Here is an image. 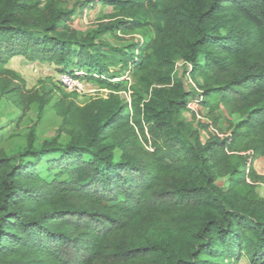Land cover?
<instances>
[{"label": "trees", "instance_id": "1", "mask_svg": "<svg viewBox=\"0 0 264 264\" xmlns=\"http://www.w3.org/2000/svg\"><path fill=\"white\" fill-rule=\"evenodd\" d=\"M95 5L108 22L73 28ZM17 57L107 94L53 104L6 68ZM0 94L61 118L53 138L0 148V264H264V0H0ZM191 102L213 125H188ZM222 109L238 119L226 137Z\"/></svg>", "mask_w": 264, "mask_h": 264}, {"label": "rangeland", "instance_id": "2", "mask_svg": "<svg viewBox=\"0 0 264 264\" xmlns=\"http://www.w3.org/2000/svg\"><path fill=\"white\" fill-rule=\"evenodd\" d=\"M87 2L88 0H67L69 7H72L77 2ZM78 7V15L72 22V27L82 32L96 30L100 24L108 22L107 15L111 13V8L102 6ZM77 11V12H78ZM112 46L127 45L130 42L140 41V36L119 35V39L112 35H105L101 38ZM6 68L15 71L26 81V90H42L47 88L52 90L54 94L53 104L63 95L71 96L79 104L83 105L91 100L106 95V91L86 80L77 81V85L69 87L62 83V75L58 73L57 68L52 64H43L39 62H29L22 57L14 58ZM186 69L190 70L182 62L177 64V74L184 75ZM128 76V75H126ZM185 86L188 90H193L197 84L188 76L185 78ZM127 99V95L123 94ZM194 111L185 112L182 116L188 122V125L199 127V122L202 124H212V120L207 116V112L201 106H192ZM218 117V127H215L222 137L229 135L231 131V122H237V118L228 117L227 112L222 109L216 113ZM61 125V118L57 116L52 107H49L42 115L35 110H29L26 115L18 112L17 107L0 94V148L9 154H15L17 151L24 148L33 131L36 133L37 142L40 144L44 140L53 138L57 135ZM214 129V128H213ZM215 130V129H214ZM207 130L201 131L203 141L207 139ZM64 142L68 139L64 137ZM255 170L259 175L264 176V158L257 160L254 164ZM224 181L219 182L223 184ZM258 194L264 198V183L257 186ZM240 264H248L246 259H243Z\"/></svg>", "mask_w": 264, "mask_h": 264}, {"label": "built area", "instance_id": "3", "mask_svg": "<svg viewBox=\"0 0 264 264\" xmlns=\"http://www.w3.org/2000/svg\"><path fill=\"white\" fill-rule=\"evenodd\" d=\"M77 81H78V79H76V78H74V77H70V76H68V75H62V83H63L64 85H66V86H69V87L75 86V85H77ZM193 105H195V106H197V107L199 106V104L196 103V102H191V103H189L188 108H189L190 111H194V110L192 109V106H193ZM208 132H209V133H207V134H208V135H207V138L209 137L210 134H216V131L213 129L212 126L209 127ZM219 136H221V135L219 134ZM221 137H222V136H221Z\"/></svg>", "mask_w": 264, "mask_h": 264}]
</instances>
